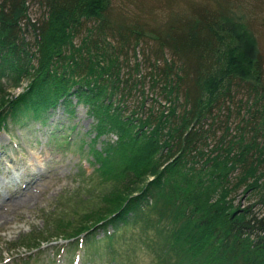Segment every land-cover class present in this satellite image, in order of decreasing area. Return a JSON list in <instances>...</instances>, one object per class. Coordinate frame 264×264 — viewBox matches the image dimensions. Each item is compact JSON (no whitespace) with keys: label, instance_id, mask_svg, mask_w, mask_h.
<instances>
[{"label":"trees","instance_id":"16d2710c","mask_svg":"<svg viewBox=\"0 0 264 264\" xmlns=\"http://www.w3.org/2000/svg\"><path fill=\"white\" fill-rule=\"evenodd\" d=\"M154 1L166 16L148 25L113 0H0V91L28 81L0 97V129L82 104L93 142L119 133L90 146L109 188L56 223L67 242L139 224L157 231L158 264H264V0Z\"/></svg>","mask_w":264,"mask_h":264},{"label":"rangeland","instance_id":"374dc122","mask_svg":"<svg viewBox=\"0 0 264 264\" xmlns=\"http://www.w3.org/2000/svg\"><path fill=\"white\" fill-rule=\"evenodd\" d=\"M153 4L157 2L113 0L112 8L117 16L153 25L156 19L166 16L155 10L154 15H149L148 6ZM31 6L30 17L38 21L42 7L37 3ZM124 13L129 15H120ZM233 16L237 13L230 14L231 18ZM260 46L264 48V36ZM27 82L25 79L20 87L4 83L0 97L17 95ZM140 99V92H137V100ZM71 108L74 112L68 114L57 107L47 123L24 119L19 124L10 120L7 127L0 129V264H75L76 261L77 264L78 261L79 264H113L106 256L111 245L105 237L116 232L114 227L108 226L105 231L102 228L90 230L79 242L76 239L67 242L56 232V223L72 220L73 217H69L82 206L94 207L100 199L99 193L109 188L99 185L92 177L96 165L89 151L91 144L100 148L106 142L117 143L119 139V133L110 130L93 142L95 119L87 114L82 104ZM240 196L238 199L244 205L253 201L246 194ZM41 234V238L49 237L41 249H29L27 245L33 244L26 242L28 235L40 237ZM116 234L119 236L112 250L118 256V264H158L159 242L155 228L128 225L119 228Z\"/></svg>","mask_w":264,"mask_h":264},{"label":"bare ground","instance_id":"6f19581e","mask_svg":"<svg viewBox=\"0 0 264 264\" xmlns=\"http://www.w3.org/2000/svg\"><path fill=\"white\" fill-rule=\"evenodd\" d=\"M37 158H38V157H37ZM39 168H40V167H39ZM39 171L41 172L42 169H40ZM19 198H20V197H19ZM15 201H16V198H15ZM15 201H14V202H15ZM14 202H13V203H14ZM9 204H10V203H7L6 205H9ZM17 204H20V203H17ZM20 205H21V204H20ZM18 206H19V205H18Z\"/></svg>","mask_w":264,"mask_h":264}]
</instances>
